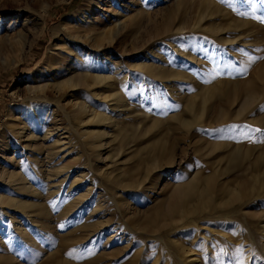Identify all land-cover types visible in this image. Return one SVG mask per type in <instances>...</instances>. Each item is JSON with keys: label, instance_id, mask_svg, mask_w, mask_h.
I'll return each instance as SVG.
<instances>
[{"label": "rangeland", "instance_id": "obj_1", "mask_svg": "<svg viewBox=\"0 0 264 264\" xmlns=\"http://www.w3.org/2000/svg\"><path fill=\"white\" fill-rule=\"evenodd\" d=\"M80 9L0 0V264H264V0Z\"/></svg>", "mask_w": 264, "mask_h": 264}, {"label": "bare ground", "instance_id": "obj_2", "mask_svg": "<svg viewBox=\"0 0 264 264\" xmlns=\"http://www.w3.org/2000/svg\"><path fill=\"white\" fill-rule=\"evenodd\" d=\"M101 1L102 0H89V2H91V9H89V11L88 10H83V9H80V10H83L79 15H78V19L79 20H81V22L80 23H82V22H84V20L86 19V18H88L89 17V14H88V12H90V11H92L93 9H95L97 6H99L100 4H101ZM78 14V13H77ZM75 18H76V16H75ZM78 23V22H77ZM167 24V23H166ZM44 26V25H43ZM81 26H82V24H81ZM119 26V25H118ZM84 27V26H83ZM107 28V27H106ZM103 30V29H102ZM110 30V29H109ZM40 31H41V29H40ZM55 31V30H54ZM82 32V31H81ZM116 32V31H115ZM68 33H69V31H68ZM102 33V32H101ZM106 33V32H105ZM109 33V34H108ZM106 34H108V37L110 38V36L113 34L114 35V30H113V28L110 30V31H108ZM105 34V35H106ZM104 36V35H103ZM107 36V35H106ZM78 37H80V35H78ZM77 37V38H78ZM81 37H83V36H81ZM88 36L87 35H85L84 36V38H87ZM90 37V36H89ZM85 41V40H84ZM110 41H112V38H110L109 39V42ZM98 42V41H97ZM95 44V43H94ZM100 44V43H99ZM99 44H96V45H98L99 46ZM100 46H101V44H100ZM76 52V51H75ZM72 53H74V52H72ZM76 54V53H75ZM76 57V56H75ZM80 58V57H79ZM54 62H56V61H54ZM52 63V62H51ZM80 65V64H79ZM46 69V68H45ZM56 69H57V67H56ZM63 70V69H62ZM75 70V69H74ZM63 73H65V72H63ZM53 76H55V75H53ZM52 76V77H53ZM50 77V76H49ZM103 79V77H101V76H96V75H90V74H79V75H77V76H75V75H73V76H71L70 78L68 77V79H66L62 84H58V83H56L55 84V87L57 88V89H59L60 91H62V92H64V90L67 88H74V87H79V86H85V87H87L88 85H89V81H93V82H100L101 80ZM105 79V78H104ZM47 80V79H46ZM96 84V83H95ZM92 85V84H91ZM48 86V83H45V82H43V83H41V82H38V83H34V84H32V86H28L27 87V89H28V94L29 95H32V96H35V97H40L39 96V94H47V92L46 91H44V89L46 88ZM53 86V85H52ZM90 86V85H89ZM53 89V88H52ZM75 89V88H74ZM61 93V92H60ZM59 93V94H60ZM48 95V94H47ZM47 95H45L44 97L45 98H43L44 100H48V97H46ZM41 98V99H42ZM47 103V102H46ZM38 104V103H37ZM33 105V104H32ZM28 107V106H27ZM76 109H78L79 110V112H85V106L82 104V103H76V105L74 106ZM30 111V113L32 114V113H35L36 114V111L33 109H31V110H29ZM77 112V111H76ZM29 113V112H28ZM41 113V112H40ZM39 113V114H40ZM25 114V113H24ZM19 115V114H18ZM26 115V114H25ZM36 116V115H35ZM89 116V115H88ZM24 117V116H23ZM22 117V118H23ZM40 117V116H39ZM91 117V116H90ZM36 118H37V116H36ZM42 118V117H41ZM96 118H102V116L100 117L99 115H97V117ZM38 119H40V118H38ZM28 120V119H27ZM81 120V119H80ZM86 121V120H85ZM101 121V120H100ZM25 122V121H24ZM38 123V122H37ZM40 123V122H39ZM30 124V123H29ZM16 125H17V123H16ZM26 125V124H25ZM28 125V124H27ZM33 125V124H32ZM29 126V125H28ZM23 127H25V126H22L21 128H17V129H15V131L17 132V134L13 137H9L8 139H9V141L11 140V139H13V143H20L19 141H20V139H19V137H20V135H21V129H23ZM33 127V126H32ZM35 127V126H34ZM35 129V128H34ZM30 130V129H29ZM33 132H35V131H33ZM24 134V133H23ZM30 134V133H29ZM33 134V133H32ZM31 136V135H30ZM8 144L9 143H5L4 142V145H6V146H4V151H8V153H10V152H12V153H16V151L18 150V149H16V148H14V147H12V148H8L9 146H8ZM24 145H28L27 143L26 144H24ZM5 153V152H4ZM2 154V153H1ZM4 158H6V157H4ZM9 163V162H8ZM9 165H10V163H9ZM15 166H13V168H14ZM15 169V168H14ZM5 173V174H4ZM20 173V172H19ZM4 175H5V177H6V179H7V181L6 182H9L10 181V179H21V176H19V174L17 173V172H14L13 170L12 171H10V172H2L1 173V175H0V178L1 179H3L4 178ZM195 183H194V181H189V182H187V183H185V184H183V185H180V186H178V187H176L175 188V191L174 192H176V193H178V195H179V193H180V195H181V193H183L185 196H188L192 191H193V189H194V187H195V185H194ZM205 186V185H204ZM174 189V188H173ZM205 189V188H204ZM206 189H207V187H206ZM205 189V190H206ZM3 190H4V188H3ZM176 193L174 194V195H176ZM177 196V195H176ZM172 197V196H171ZM6 199V198H5ZM180 199V198H179ZM3 202H5V200H4V194L3 193H1L0 192V203H3ZM14 202L15 203H17L16 202V200H14ZM4 204V203H3ZM13 205H15V204H13ZM177 206V205H176Z\"/></svg>", "mask_w": 264, "mask_h": 264}, {"label": "snow or ice", "instance_id": "obj_3", "mask_svg": "<svg viewBox=\"0 0 264 264\" xmlns=\"http://www.w3.org/2000/svg\"><path fill=\"white\" fill-rule=\"evenodd\" d=\"M256 131H260L259 129H256Z\"/></svg>", "mask_w": 264, "mask_h": 264}]
</instances>
